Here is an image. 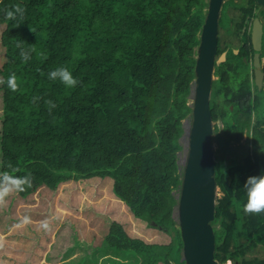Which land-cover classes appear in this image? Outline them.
<instances>
[{"label": "trees", "instance_id": "obj_1", "mask_svg": "<svg viewBox=\"0 0 264 264\" xmlns=\"http://www.w3.org/2000/svg\"><path fill=\"white\" fill-rule=\"evenodd\" d=\"M233 3L223 6L221 22L227 19L228 29L230 21L240 20L242 30L254 11L239 6L235 19L227 9ZM16 5L24 9L23 18L7 19L5 11ZM207 6L208 0H0V171L31 178L12 198L110 178L126 209L171 240L133 237L105 215L110 225L101 248L138 264H172L170 257L183 248L173 216L179 202L174 191H181L183 177L180 137L193 110L189 102ZM230 46L220 43L218 54ZM21 48L30 50V59L22 58ZM244 56L229 49L227 59L215 65L210 100L213 120L223 122L213 136L224 153L215 160L222 194L212 221L220 264H264V257L250 254L264 246V212L246 213L243 207L246 179L264 172V101L242 73ZM57 67L68 68L76 86L50 80L48 73ZM12 73L15 91L6 84ZM245 132L251 146L241 158L237 152L228 158L229 145L240 143Z\"/></svg>", "mask_w": 264, "mask_h": 264}, {"label": "water", "instance_id": "obj_2", "mask_svg": "<svg viewBox=\"0 0 264 264\" xmlns=\"http://www.w3.org/2000/svg\"><path fill=\"white\" fill-rule=\"evenodd\" d=\"M257 1L264 6V0ZM223 2L224 0H209L197 48L189 148L178 202V222L183 239V259L186 264H220L215 259L216 237L212 225L218 187L213 147L214 120L210 100L215 65L226 60L225 51L217 57L219 20ZM262 36L263 25L256 17L252 41L257 50L254 60L255 82L260 88L264 78L259 56Z\"/></svg>", "mask_w": 264, "mask_h": 264}, {"label": "rangeland", "instance_id": "obj_3", "mask_svg": "<svg viewBox=\"0 0 264 264\" xmlns=\"http://www.w3.org/2000/svg\"><path fill=\"white\" fill-rule=\"evenodd\" d=\"M235 1L236 2L231 4V7H227V9L229 8L228 11H229L230 16L237 19L241 13V9H239V6L243 7L245 5V3L247 2V0H235ZM226 2H227V0H224V2L222 4V8H221V12H220V22H221V19H223L222 18L223 15H225L224 11H223V6L226 5ZM236 7H238V8H236ZM252 8H253V11H255V9H256V11H259V5L258 4L256 5V7H252ZM225 12H227V11H225ZM263 17H264V13H263ZM235 21H237V20H235ZM227 24H228L227 19L223 21V24L221 22V26L225 29H227V27H226ZM2 30H3V26H0V37H1ZM219 38H221V41H222L221 45L222 46H225L226 42L229 41L228 43H230L232 45V47L237 48L239 43H240V40L238 38L230 36L229 34H227V32L224 29H219ZM242 40L244 42H247L248 41L247 36H243ZM4 61L5 60H4L3 47L1 46V40H0V67H2ZM251 69H252L251 66L245 65L242 68V70H243L242 73L244 75H249V77H252V75L250 76V74H252ZM217 78H218V76L214 74V80H216ZM0 79H1V76H0ZM252 87L254 88V90H256L257 93H259V95L262 97V99L264 101V90H262V87L260 88L257 86V89H256V87H254V85ZM194 88H195V81L192 83V94L190 96V102H189L191 105H193ZM253 93H254V91H253ZM1 94H2V91L0 90V95ZM212 98L215 99L214 95H213V97L211 96V101H212ZM216 99H220V98L216 97ZM2 114H3L2 113V99L0 98V129L2 126ZM255 119H256V117H255V112H254L252 114V121L254 122ZM191 123H192V118H191V116H189L183 120V124H182L183 130H184L182 136L180 137V143L182 145V149L178 152V164H179L181 172L184 171V166H185L186 158L188 155L189 133H190V129H191ZM215 125H218V127L220 129H222L223 128L222 120L218 119V120L214 121V127H215ZM247 132H245V134L242 138V141L240 143H236L235 141L231 142V144L229 145L230 149L228 150V153L226 154V156L228 158L232 157L233 152H237V156L239 158H241L242 152L246 151L248 149V147L251 146V136L249 134H247ZM213 135H215V130H214ZM247 138H249V139H247ZM213 147H214L215 160L220 161L222 156L224 155V153H223V151H219L220 143L217 139L213 140ZM0 175H1V171H0ZM112 185H113V180L110 178H100V177H93L92 178L91 177L89 179L79 180L76 183L73 182L68 187H66L67 189H65V190L68 193L70 190H72L75 192L76 195H80V194L82 195V193L88 194L87 198H90V196H92L91 200H89V206L82 208L80 212H86L87 216H90V217L93 216V218L89 219V220L95 219V222H97V223L95 225H93V229H95L97 232H100L101 234L102 233L105 234L107 232V230L109 229L110 222L102 216V213H105V214L109 215L113 220H116V221H119L120 223H122L124 225V228L126 229V231L133 237H141L144 240H146L147 242L169 243L171 240L170 235L164 233L163 231H161L158 228L146 226L145 222L136 219L126 209L124 202L119 200L118 198H116V196L113 192V188L111 189ZM41 188L39 189L41 191V193L43 191H47L48 192L47 195H50L49 193H51V190H49L45 187H44V189H41ZM39 190L36 191L33 195H30L28 197V199H26V200H19V199L16 200L15 198L14 199L12 198L13 195L16 196V192L14 189L2 201H0V234L7 233L9 231V229H11V228H12L11 230L15 229L16 231H20V229L22 228V225H23L21 223L22 218L32 217L35 214H39L37 218L40 217V214H42L43 211L40 212L39 210H40V208H44L47 206V204H46L47 201L43 200L38 206H36L37 201H34V200H38L39 197L41 198L42 196H44L43 194L39 193ZM101 192L103 194L97 196ZM178 192L179 191H177V190L174 191V194L177 198H179V194H180V192L179 193ZM62 194L65 195L64 192ZM221 194L222 193H221L220 189L218 188L217 195L220 196ZM47 195H46V197H47ZM85 199L86 198H84L81 201V203L79 204V207L83 206L84 202H86ZM26 202L27 203L32 202V203H30L31 205H28ZM62 202H63V200H62ZM26 210L28 212H26ZM51 211L52 212L50 214H55L57 212L54 210H51ZM173 216L178 221V204L174 208ZM67 220H66V222H67ZM89 220H87V221H89ZM24 227L29 228V229L34 228L33 225H28V226L24 225ZM17 233H18L17 237H21L19 235L20 232H17ZM18 239H20V238H18ZM53 246H55V248H56L57 243ZM110 252H111L110 257L111 258L114 257L113 259L115 261V264H138V261L132 257L125 258L126 255H124V253H122V252L113 253V252H117V251H113V250H111ZM250 254H251V256L256 255L259 257H264V246H260L257 251L250 253ZM58 257L59 256L50 257L49 261L58 263V261H59ZM170 261L172 264H182L183 263V248L181 249L180 252L175 251L174 255H172L170 257ZM81 262L83 264H86L88 261L82 259ZM161 264H163V263H161ZM224 264H233V262L227 261Z\"/></svg>", "mask_w": 264, "mask_h": 264}, {"label": "crops", "instance_id": "obj_4", "mask_svg": "<svg viewBox=\"0 0 264 264\" xmlns=\"http://www.w3.org/2000/svg\"><path fill=\"white\" fill-rule=\"evenodd\" d=\"M71 183L63 184L56 194L51 192L47 195V191L41 193L39 190L44 196L34 200L37 201L36 206L43 200L47 201V206L39 210L43 211L40 217L37 218L39 214H35L32 217L22 218L23 225L20 231L11 228L7 233L0 234V264H83L82 259L88 261L86 264H115L114 257H110L111 250L105 251L101 248L109 229L105 234L97 232L93 229V225L97 222L95 219L89 220L93 216L80 212L82 208L89 206L92 196L87 198L88 194L84 193L83 196L76 195L72 190L68 193L65 189ZM63 192L65 195L62 194ZM101 194L103 193L97 196ZM84 198L86 202L79 207ZM30 203L32 202L27 204L31 205ZM51 210L57 212L50 214ZM105 215L107 214L102 213L104 218ZM24 225H33L34 228H25ZM17 232H20L21 237H17ZM56 243L55 248L53 245ZM53 256H59L58 263L49 261Z\"/></svg>", "mask_w": 264, "mask_h": 264}, {"label": "clouds", "instance_id": "obj_5", "mask_svg": "<svg viewBox=\"0 0 264 264\" xmlns=\"http://www.w3.org/2000/svg\"><path fill=\"white\" fill-rule=\"evenodd\" d=\"M5 16L10 20L22 19L24 16V9L19 5L14 7V10H6ZM17 47H21L20 44ZM238 54V53H237ZM20 55L24 60L30 59V50L21 48ZM50 80H59L66 87H74L78 83L77 79L72 75L66 67H57L48 73ZM6 84L9 89L15 91L18 87L16 75L10 74L7 78ZM51 107H55L51 101L48 102ZM31 184L29 175L13 176L8 172L0 175V201H2L11 191L22 190V186ZM247 200L244 204V211L246 213H262L264 212V172L249 176L243 186Z\"/></svg>", "mask_w": 264, "mask_h": 264}, {"label": "flooded vegetation", "instance_id": "obj_6", "mask_svg": "<svg viewBox=\"0 0 264 264\" xmlns=\"http://www.w3.org/2000/svg\"><path fill=\"white\" fill-rule=\"evenodd\" d=\"M208 4H209V0H208ZM257 4L259 5V11H256V9H255L254 15L251 19L248 16V18L245 21V25L242 27V30L238 29V25L240 24V20L230 21V27L228 29L223 28L221 26L220 20H219V29H224L227 32V34H229L230 36L236 37L240 40V43L238 45L239 48H234V47L230 46L224 50L226 52V59H227L229 49H233L234 52L236 50H238L239 51L238 54L240 52L247 53L248 56L247 57L244 56L243 58L248 63V65L251 66V68H252L251 69L252 74H250V76L252 75V77H250V81H251V83H254V85H256L254 60H255V54H256L257 50L255 49L253 41H252L253 25H254V19L256 17H258L260 19V22L263 25V36H262V45H261L262 48L259 51V56H260V61H261V70L264 72V17H263L264 6L261 5L260 3H258L257 0H254L253 3H245V5H244V7H251L252 8V7H256ZM243 36H247V38H248L247 42H244L242 40ZM218 38H219V31H218ZM227 42H229V41H227ZM220 43L222 44L221 38H219L218 49H219ZM224 51H222L221 53H223ZM221 53L217 54V57H219V55ZM252 89L254 90V88H252ZM262 90H264V78H263V83H262Z\"/></svg>", "mask_w": 264, "mask_h": 264}]
</instances>
